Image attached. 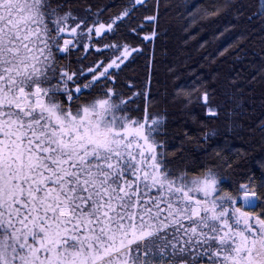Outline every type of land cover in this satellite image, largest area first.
<instances>
[{
    "label": "snow or ice",
    "instance_id": "snow-or-ice-1",
    "mask_svg": "<svg viewBox=\"0 0 264 264\" xmlns=\"http://www.w3.org/2000/svg\"><path fill=\"white\" fill-rule=\"evenodd\" d=\"M146 6L105 21L67 0H0V264H264V176L233 180L240 153L221 149L173 163L183 144L166 150L150 91L121 85L144 54L121 28ZM158 6L129 27L141 45L158 35ZM199 99L218 117L212 93Z\"/></svg>",
    "mask_w": 264,
    "mask_h": 264
},
{
    "label": "trees",
    "instance_id": "trees-1",
    "mask_svg": "<svg viewBox=\"0 0 264 264\" xmlns=\"http://www.w3.org/2000/svg\"><path fill=\"white\" fill-rule=\"evenodd\" d=\"M131 2L67 0L74 15L79 17L88 15L85 9L89 6L93 12L104 9L105 21ZM211 5L220 8L219 15L202 18L203 9ZM262 7L264 0H159L155 25L158 35L154 41L141 45L139 38L129 34V27L157 12V0H147V6L139 7L131 21L122 26L121 31L129 42L141 46L144 54L136 55L121 73V85L132 86V91L146 88L150 91L149 112L163 120L166 134L160 139L166 150L175 152L183 144V157L179 153L170 157L173 163H213L214 157L209 153L221 149L223 153H240L235 157L234 167L228 170L233 180L241 181L248 174L264 176ZM197 8L201 11L197 12ZM189 11L195 16H190ZM151 28L152 25L146 24L140 36ZM225 28L229 31L221 36ZM78 55L82 56L83 52ZM94 59L95 55H90L84 64H91ZM201 84L205 87L200 92L193 91L194 86ZM205 88L212 93V106H218L216 118H207L201 106L199 97ZM184 92L191 96L186 97ZM206 132L215 135H210L204 143L201 137ZM185 133L193 140L188 141Z\"/></svg>",
    "mask_w": 264,
    "mask_h": 264
}]
</instances>
